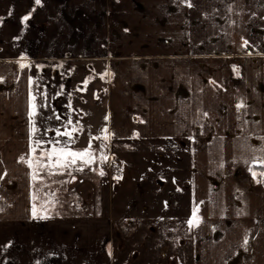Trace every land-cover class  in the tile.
<instances>
[{
  "label": "crops",
  "instance_id": "crops-1",
  "mask_svg": "<svg viewBox=\"0 0 264 264\" xmlns=\"http://www.w3.org/2000/svg\"><path fill=\"white\" fill-rule=\"evenodd\" d=\"M29 13L47 25L43 35L23 22ZM82 66L93 73L89 89L108 119L93 116L90 133H73L71 143L56 135L61 123L35 124L33 135L41 71L52 81L58 70L57 79L78 90ZM104 135L110 139H92ZM39 139L41 146L91 141L95 151L135 141L186 146V219L198 209L200 223L183 258L264 264V0H0V264H116L115 222L98 204L97 162L79 210L55 216L44 188L51 176L41 171L33 181L20 159H33Z\"/></svg>",
  "mask_w": 264,
  "mask_h": 264
},
{
  "label": "rangeland",
  "instance_id": "rangeland-1",
  "mask_svg": "<svg viewBox=\"0 0 264 264\" xmlns=\"http://www.w3.org/2000/svg\"><path fill=\"white\" fill-rule=\"evenodd\" d=\"M163 35L160 40L170 34ZM148 36L154 35L150 32ZM36 45V41L32 42L29 49L37 50ZM86 69L83 66L78 69L83 82L86 79L89 81L83 91L77 90L73 83L65 85L64 81L57 79L60 75L58 70L51 72L52 81L45 75L48 73L46 68L41 71L43 75L39 78V89L35 96L36 126L58 127L63 124L60 129L62 133L67 128L71 131L73 126H82L84 133H90L91 120L100 118L101 122H105L102 120L105 117V104L89 89L93 73L89 72V67ZM96 98L99 103L93 107L97 112L95 116L90 108L95 106L93 101ZM56 116L60 119H56ZM69 119L72 120L71 125L67 124ZM65 145L71 151L88 147L85 144L58 146ZM41 147L49 150L53 145ZM91 148L94 146L91 145ZM92 152L96 157L92 164L83 166V162L77 160L76 165L61 170V176L53 175L46 180L44 188L51 201L48 203L52 207L50 212L59 216L79 210L81 202L87 198L86 186L91 185L89 175L91 170L95 172L97 162L98 170L105 172L104 176L99 175L98 178V204L101 211L102 208L109 211L115 222L112 245L116 264H190V259L187 262L182 256L186 252L187 237L191 231L186 223L189 189L186 182L190 176L186 146L177 142L135 141L126 145H100ZM102 155L108 157L107 161L100 159ZM81 166L84 170H77ZM71 175L77 176L74 181ZM52 193L55 194L54 198Z\"/></svg>",
  "mask_w": 264,
  "mask_h": 264
},
{
  "label": "snow or ice",
  "instance_id": "snow-or-ice-1",
  "mask_svg": "<svg viewBox=\"0 0 264 264\" xmlns=\"http://www.w3.org/2000/svg\"><path fill=\"white\" fill-rule=\"evenodd\" d=\"M36 4H40V0H35ZM189 7H191V3L188 4ZM31 13H29L28 15H25L22 20L24 23H26L29 18H30ZM245 44H247V41H245ZM21 59H24V57H22ZM21 68L26 67L25 64L21 63L20 64ZM108 75V73H103L101 74V78L103 79L104 76ZM88 80L86 79L83 82V88L78 89V90H86L87 85H88ZM98 98V97H97ZM36 97L33 96L32 97V103H31V112H30V119H32L33 121V126H32V133L33 135H35V133L38 131V129L35 126V117L37 115V104H36ZM243 107L242 104H238L237 108H241ZM56 119H60L59 116L55 117ZM49 119H51V117H49ZM105 119L107 120L108 117L106 116ZM68 125L72 124V120L69 119L67 121ZM56 135L57 136H67L69 138V143H71L73 141V133L82 131V128L77 127V126H73L71 128V131H68L67 129L62 133L59 129H56ZM102 133H108V129L107 128H103L101 129ZM105 139L108 140L110 139L109 135H104L103 137L97 136V137H92V139ZM44 143V141L42 139L39 140H35L34 141V146L32 147V154H33V159H29V160H25V157H21V161H24L28 164V166L30 168H32V180L33 181H37L40 178V172L41 171H46L48 173L49 176L52 175H57V174H61V170L63 169H67V168H71L73 165H76L77 160H81L83 162V166H88L90 164H92L93 162H95L96 157L94 156L93 152H92V148H91V141L89 142V145L87 148L80 150V151H71L67 149V145L63 146V147H59L58 145L60 144V141H55L53 144V147L49 150H42L39 156H36V151L37 148L41 147V145ZM52 143V142H49ZM45 157L47 158V162H45ZM55 158V159H54ZM100 159L102 161H107L108 157L107 156H101ZM259 161L262 162V164H264V156H261L258 158ZM81 166L79 167L77 170L79 171H83L84 167ZM100 176H104L105 172L103 170H100L98 173ZM253 176L255 177L257 175L256 172L252 173ZM259 175L264 176V172L260 173ZM117 179H119V177H117ZM35 187V185H34ZM39 191V190H38ZM52 197H55V194L52 193L51 194ZM38 199H40L39 195L37 193H33L32 195V200L34 201L33 203V208H32V215L33 218H37V208H36V204L35 201H37ZM51 202V201H49ZM46 202V203H49ZM197 211L198 209H193L192 212V216L187 220V224L189 226V228H193V227H198L200 220L197 217ZM40 218H48L47 216H43ZM248 244V239L247 237H245L244 239V245ZM109 254L111 255V252H109Z\"/></svg>",
  "mask_w": 264,
  "mask_h": 264
},
{
  "label": "flooded vegetation",
  "instance_id": "flooded-vegetation-1",
  "mask_svg": "<svg viewBox=\"0 0 264 264\" xmlns=\"http://www.w3.org/2000/svg\"><path fill=\"white\" fill-rule=\"evenodd\" d=\"M26 26L28 27V29L34 30L38 35H43L45 33L46 29H47V25L46 24H38V23L34 22L31 19L26 22ZM34 26L36 27V29H32L31 28V27H34ZM38 28H40V30H38ZM43 28H44V31L42 32L41 29H43Z\"/></svg>",
  "mask_w": 264,
  "mask_h": 264
},
{
  "label": "trees",
  "instance_id": "trees-1",
  "mask_svg": "<svg viewBox=\"0 0 264 264\" xmlns=\"http://www.w3.org/2000/svg\"><path fill=\"white\" fill-rule=\"evenodd\" d=\"M261 169V167L260 166H258V165H255L254 167H253V172H255V171H257V170H260Z\"/></svg>",
  "mask_w": 264,
  "mask_h": 264
},
{
  "label": "water",
  "instance_id": "water-1",
  "mask_svg": "<svg viewBox=\"0 0 264 264\" xmlns=\"http://www.w3.org/2000/svg\"><path fill=\"white\" fill-rule=\"evenodd\" d=\"M32 29H36V27L34 26V27H31ZM38 30H40V28H38ZM42 30V32L44 31V28L43 29H41ZM41 32V31H40Z\"/></svg>",
  "mask_w": 264,
  "mask_h": 264
}]
</instances>
